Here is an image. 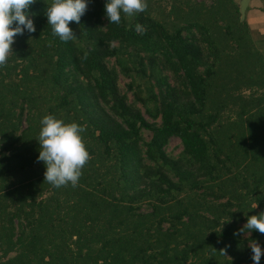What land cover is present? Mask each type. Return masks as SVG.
<instances>
[{
	"label": "trees",
	"instance_id": "trees-1",
	"mask_svg": "<svg viewBox=\"0 0 264 264\" xmlns=\"http://www.w3.org/2000/svg\"><path fill=\"white\" fill-rule=\"evenodd\" d=\"M86 2L64 42L47 22L51 0H34L36 31L16 35L0 66V264H254L249 244L264 250V234L244 225L264 211V58L238 3L174 0L170 29L150 0L119 25L106 0ZM218 21L226 29L206 44L183 33ZM45 115L85 129L90 159L74 187L44 182Z\"/></svg>",
	"mask_w": 264,
	"mask_h": 264
},
{
	"label": "clouds",
	"instance_id": "clouds-1",
	"mask_svg": "<svg viewBox=\"0 0 264 264\" xmlns=\"http://www.w3.org/2000/svg\"><path fill=\"white\" fill-rule=\"evenodd\" d=\"M32 3L34 0H0V66L6 64L16 35H22L25 30L36 31L27 12ZM147 7L146 0H106L104 11L109 23L119 25L121 13L131 17L146 11ZM86 10V0H51L45 8V14L52 33L61 41L67 42L76 38L69 23L79 24ZM135 31L142 35L146 29L143 25L136 24ZM40 124L41 128L36 138L39 143L37 160L43 162L45 166L44 182L56 188L69 183L73 187L76 186L83 167L90 159L81 135L85 129L75 122L65 123L53 115H45ZM244 227L249 232L255 229L264 234V211L248 216ZM249 247L254 264H260L264 250L254 240ZM220 253L225 255V249H221Z\"/></svg>",
	"mask_w": 264,
	"mask_h": 264
},
{
	"label": "rangeland",
	"instance_id": "rangeland-1",
	"mask_svg": "<svg viewBox=\"0 0 264 264\" xmlns=\"http://www.w3.org/2000/svg\"><path fill=\"white\" fill-rule=\"evenodd\" d=\"M174 0H150V6L152 9V12L155 16L159 17V18H163L164 20H166V25L170 28L171 24L170 23V16L168 14V10L171 6V3ZM238 3V10H239V2L240 0H235ZM264 6V0H249L246 11H245V15L242 17L241 16V12L239 10V20L242 21L244 19L247 20L248 26H247V31H248V35H249V41L251 44V48L253 49H257L259 50L262 54H263V58H264V11L262 10V7ZM220 23L218 24H211L208 27L207 33H203L198 31L197 26L194 25H190L189 27L183 29V33L184 35H186L189 39H194L197 41H203L202 43L206 44V41L204 38L205 36L207 38H209V40H212L213 37H216V33L217 31H222L225 30V25L223 24V22L218 21ZM183 22L181 21V24ZM184 24V23H183ZM186 24V23H185ZM172 29V27L170 28ZM76 30V28L74 29ZM208 40V41H209ZM231 41V40H230ZM232 44L235 46L236 44L233 43V41H231ZM252 49V50H253ZM113 58L110 59V61H112ZM149 72V70L147 71ZM162 73H166V75H168V80L173 82L175 81V73L172 71V69L169 68H164ZM147 78V75L146 77ZM150 82H154V77L153 78H149ZM130 80L129 77L124 76L121 72H119L118 75V83L119 86L122 90L126 89V84L127 82ZM138 81V79H137ZM139 81L142 84V80L139 79ZM257 86L254 85L253 87H246L243 86L240 88L243 92L245 93H249L251 92L253 89H256ZM154 90H156V87L154 86ZM260 90V89H257ZM255 91V90H254ZM129 99H132V92L127 90ZM142 111L144 113V115L146 116V118H148L149 120H152V118L149 116V114L145 111V109L143 108V106H141ZM160 119H157L156 121H159ZM143 133V138L148 139L150 137V132L146 129H143L142 131ZM182 143L180 141V139L177 136H171L169 137L166 145H165V150L166 152L173 157H177L181 154V150H182ZM244 222H241L240 224H243ZM249 234V233H247ZM259 244V243H258Z\"/></svg>",
	"mask_w": 264,
	"mask_h": 264
},
{
	"label": "water",
	"instance_id": "water-1",
	"mask_svg": "<svg viewBox=\"0 0 264 264\" xmlns=\"http://www.w3.org/2000/svg\"><path fill=\"white\" fill-rule=\"evenodd\" d=\"M248 2H249V0H240V2H239V10L241 12L242 17L245 15V11H246Z\"/></svg>",
	"mask_w": 264,
	"mask_h": 264
}]
</instances>
